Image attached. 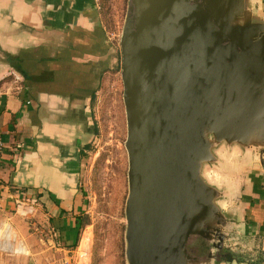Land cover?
I'll list each match as a JSON object with an SVG mask.
<instances>
[{
	"label": "water",
	"instance_id": "water-1",
	"mask_svg": "<svg viewBox=\"0 0 264 264\" xmlns=\"http://www.w3.org/2000/svg\"><path fill=\"white\" fill-rule=\"evenodd\" d=\"M119 45L126 263H227L241 223L204 167L224 145L264 170V0H129Z\"/></svg>",
	"mask_w": 264,
	"mask_h": 264
},
{
	"label": "crops",
	"instance_id": "crops-1",
	"mask_svg": "<svg viewBox=\"0 0 264 264\" xmlns=\"http://www.w3.org/2000/svg\"><path fill=\"white\" fill-rule=\"evenodd\" d=\"M113 68L93 0H0V264L19 262L10 251L28 239L20 205L51 233L22 264H62L77 239V154L91 98ZM248 176L237 207L243 243L224 264H264V170Z\"/></svg>",
	"mask_w": 264,
	"mask_h": 264
},
{
	"label": "rangeland",
	"instance_id": "rangeland-1",
	"mask_svg": "<svg viewBox=\"0 0 264 264\" xmlns=\"http://www.w3.org/2000/svg\"><path fill=\"white\" fill-rule=\"evenodd\" d=\"M129 0H98L100 20L114 51V68L105 74L90 105V124L85 143L78 151V179L73 186L80 207L77 216L87 217L88 224L78 232L74 247L65 248L62 264H127L125 259V216L127 197V155L125 111L122 101L120 36ZM218 162L204 167L206 180L226 192L224 211L238 217L240 194L245 190L248 173L258 167L257 153L238 147L220 146L215 151ZM221 203V202H220ZM29 204V203H28ZM28 204L20 205L18 215L29 225L28 239L23 241V251L17 247L11 257L22 264L25 256L32 255L31 247L38 248L39 239L50 238V231L38 224L34 215H28ZM21 211V212H20ZM28 213V214H27ZM27 214V215H26ZM34 214V213H33ZM34 218V219H33ZM38 224V225H37ZM242 228V227H241ZM35 233V234H33ZM233 247L243 243L234 236ZM21 240V239H20ZM198 245V246H197ZM193 242L190 249L204 255L208 246ZM236 253L237 251H233Z\"/></svg>",
	"mask_w": 264,
	"mask_h": 264
},
{
	"label": "trees",
	"instance_id": "trees-1",
	"mask_svg": "<svg viewBox=\"0 0 264 264\" xmlns=\"http://www.w3.org/2000/svg\"><path fill=\"white\" fill-rule=\"evenodd\" d=\"M94 99H95V96H92L91 103L94 102ZM75 224H76V228L78 229V232H79L82 228L87 226V224H88L87 217H85V216H77ZM72 247H74V244L70 248H72ZM201 250H203V248Z\"/></svg>",
	"mask_w": 264,
	"mask_h": 264
},
{
	"label": "built area",
	"instance_id": "built-area-1",
	"mask_svg": "<svg viewBox=\"0 0 264 264\" xmlns=\"http://www.w3.org/2000/svg\"><path fill=\"white\" fill-rule=\"evenodd\" d=\"M94 2H97L98 0H93ZM1 149H2V143H1V141H0V152H1ZM0 173H1V165H0ZM28 213L30 214L31 213V211H28ZM27 213V214H28ZM26 214V215H27Z\"/></svg>",
	"mask_w": 264,
	"mask_h": 264
},
{
	"label": "flooded vegetation",
	"instance_id": "flooded-vegetation-1",
	"mask_svg": "<svg viewBox=\"0 0 264 264\" xmlns=\"http://www.w3.org/2000/svg\"><path fill=\"white\" fill-rule=\"evenodd\" d=\"M218 255H219L220 258L222 259L224 254L220 251V253H219Z\"/></svg>",
	"mask_w": 264,
	"mask_h": 264
}]
</instances>
